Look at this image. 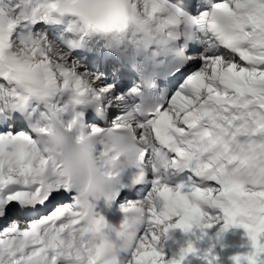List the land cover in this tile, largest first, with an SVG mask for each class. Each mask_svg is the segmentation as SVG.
Returning a JSON list of instances; mask_svg holds the SVG:
<instances>
[{
	"label": "snow or ice",
	"instance_id": "obj_1",
	"mask_svg": "<svg viewBox=\"0 0 264 264\" xmlns=\"http://www.w3.org/2000/svg\"><path fill=\"white\" fill-rule=\"evenodd\" d=\"M88 2L89 0H43L42 3L35 4V0H9L13 17H24L16 26L17 31L21 30V24L25 25V31L40 39L46 54L49 57L55 55L57 66L63 69V72L58 73L60 79L70 78L85 90L87 98L77 107H83V117L98 126L103 119H115L139 102L142 95L140 82L152 72L153 65L145 55L151 45H144L142 50L139 43L126 41V27L98 28L85 24L76 9ZM186 7L193 12L198 11L196 0H190ZM13 35L16 33L13 32ZM188 51L200 53L203 49L193 42ZM200 63L198 58L187 61L178 58L170 64L171 74L160 83L167 85L170 90L175 89L184 76ZM0 85L12 88V84L3 77H0ZM41 109H45V103L41 101L25 105L14 96H0V145L5 141H31L34 136L41 135L44 131L41 121L48 118ZM30 146L22 143L21 161L26 160ZM40 164L44 167L48 161L44 159ZM31 173L32 165L22 162L19 174L29 176ZM28 189L27 183L21 184L0 163V243H8V234L17 231L8 227L9 221L14 218L31 221L33 216L39 220L42 215L58 211V205L71 198L70 191L63 187L45 189L39 182H35L32 191ZM132 194L123 191L119 199L123 200ZM228 226V223L224 224V228ZM258 242V238L253 236L252 251L233 256V264H253V261L255 264H264V252H257L255 247ZM197 252L198 249L188 243L182 249L180 257L168 264H183L189 254ZM149 259L154 260L155 264H161L155 250ZM203 259L206 264H214L208 252L204 253ZM142 260L138 255L136 264H142Z\"/></svg>",
	"mask_w": 264,
	"mask_h": 264
},
{
	"label": "bare ground",
	"instance_id": "obj_2",
	"mask_svg": "<svg viewBox=\"0 0 264 264\" xmlns=\"http://www.w3.org/2000/svg\"><path fill=\"white\" fill-rule=\"evenodd\" d=\"M124 1L127 5L129 16H130V27H129L128 31L126 32V34L131 35V40L133 42L134 41L137 42V40L140 37H144L146 34H148L150 37L154 36L157 38L160 35V30H161V26H162L161 25V15L159 14V15L151 17V15L149 13L150 9L146 8L147 7L146 6L147 0H124ZM153 1L154 0H151V7H152ZM42 2H43V0H36L35 4H40ZM138 5H139V8H138ZM164 10H167V8L164 7ZM0 11H1V13H3V10H0ZM263 13H264V7L262 10H260V14L262 15ZM6 16H8V14ZM0 19H1V27L2 28L5 27V29H6V22L4 21V18L1 16V14H0ZM195 22H196V24L194 26V39L196 40V43L200 46V42L206 43L207 39H209V41L212 42V40H210V38H209V35L207 34V31L205 29V25H204V28H202V29L200 28L201 27L200 26L201 20L195 18ZM10 24H12V23L10 22ZM8 30H13V29H11V25H9V24H7V30L6 31L9 32ZM15 33H16V35L14 36L15 42L17 44L18 43L20 44V41L17 38L18 31H15ZM156 38L154 41L155 44H156ZM34 43L36 44L37 49L33 50L31 52L28 50L26 43H25L24 45L20 44L19 46L21 47V49H18L16 52H15V49H13L14 51L12 53H10L9 50H6V54H5V52L2 53V54L9 57L8 64L10 65V68H8L6 72H10L13 75H15V77H18V76H16V71L21 70L23 72V75L21 73H19L21 79H23L26 83H30V85L32 86V89L35 90L36 95L40 96V97L45 92L49 95H52L53 98H57V99L62 98L64 100H67L68 96H69V92L71 90H72V93H71L72 97L74 96V93L76 90L85 91L84 89H81L80 87H78L77 83L75 81L71 80L70 78L65 79V80H61L58 73L63 72V69H61L57 66L55 55H53L52 57H49L46 54L45 47H44V45L41 44L40 39L35 38ZM184 43L186 44L187 40H184ZM191 44H192V41L189 42L190 46H191ZM14 46L15 45H13L12 47H14ZM205 47H206V44H205ZM218 51H220L221 53H224L219 49V47L214 46V43H213V50L208 49V50H206L205 54L214 55ZM186 53H187L188 58L200 59L198 57V56H200V54L192 53L189 51H187ZM200 60L202 62V59H200ZM215 60H216L215 58L209 57L205 61L211 62L212 64H214V65H212V67L216 68V65L218 63H221V61L217 62ZM224 62H226V61L224 60ZM15 65H16V67H15ZM258 65L261 67H264V63L262 62V60L259 61ZM209 68H210L209 69V75L212 76L211 64H210ZM54 69H55V71H54ZM198 71H202L200 67L198 68V70H196L192 74H194ZM46 80H49V82L48 81L46 82ZM59 80L62 82L60 83ZM12 86H15L17 88L20 87L16 83H12ZM186 94L192 95L189 91L184 90V89H180L179 98L175 97L171 101L170 110L175 113L177 118H180V116L183 112L189 110L191 107H193L194 105L197 104V102L195 101L194 98L192 99V101H189V103L186 104V99L184 98ZM212 94L215 97H219V98L220 97H223V98L227 97L226 95H222L221 93H218L215 91H213ZM184 106H187V107H184ZM130 108L131 107H129L127 111L122 112L121 114L118 115V117L116 118V120H118L117 122H115L114 119L107 118L106 119L107 124L108 125H118V124L132 125L139 134L141 133V135H142L141 138L144 141H152L151 132H147V122L138 118L135 115L136 110L134 109V112H131ZM248 113L250 114L247 117L249 120V124H251V125L256 124L258 126L257 132L261 135L258 139L253 138L254 142L249 141L250 146L252 148V153H253V156H252L253 162L251 163L250 172L247 175H245L243 178L239 179L236 183H232L225 188V192L227 193L228 197H227V199H225L222 202L223 207L220 208L218 206L217 210H220L222 215L226 214V220L221 221L220 218H218L220 220H218L216 217L212 218L214 220L216 219L218 223L219 222L220 223L226 222L229 224V226L227 228H225L227 230V231L225 230V232L227 233L228 231H230L231 236H227V234H226V236H223V237H227L224 240L227 248H228V244H229L228 240L231 241L230 238H232V240L235 239L237 230L241 233L242 232H251V231H253L254 226L264 225V124H261V122H260V118H259L260 115L257 116V109L253 108ZM151 125H152V122H150V127H151ZM250 131H251V129L249 131H246V129H245V132H247L248 134L253 133ZM8 145H9V141H5L4 146L8 147ZM4 146H3V144L0 145V158H1V154H3L2 151H3ZM14 147H15V145L13 146V148ZM257 151L260 153L257 154L256 153ZM35 157H34V159H31L30 162H23V163H28V164L34 165L38 161L37 159H35ZM8 161H11V159H9ZM0 163H1V161H0ZM21 163L22 162H20V164H18L19 167L21 166ZM36 173L38 174V176L41 175V173L38 170L37 171L34 170V171H32V173L29 176H25V180H28V185L31 188L35 184V182H32L31 180L36 175ZM57 174L61 175V172L58 171ZM57 174L48 173L46 176H44V175L39 176V178H36V180L40 184L43 183L44 184L43 187L45 189H47V187H49L51 185L57 187V186H59V182L57 180ZM17 178H19V177H17ZM19 182L21 184L26 183V182H24L23 179H21ZM60 186L63 187L62 184ZM31 188H29V189L31 190ZM136 195H137L136 201L138 203H142L143 205H145V206L147 205L150 207L154 203L153 198L148 199V198L143 197V196H138V192L136 193ZM201 204H202V206L205 207L207 203L205 201L201 200ZM204 217H206V214H204ZM19 219H22V218H19ZM39 220L36 219V221L33 222V223H37L38 227L40 225V222H38ZM10 222L11 221H9L8 223L10 224ZM195 222H199L198 219H195ZM14 224H17V222H15ZM155 224H157V225H155ZM30 225L25 224V223L18 224V231H15L14 233H9L8 234V236L10 237L9 242L8 243H2V246H5L8 250L9 249L15 250V249L19 248V246H23L25 243H24V240L19 237L21 235L20 231H24V234H22V235L24 236V238H28L27 242L31 239V236H38L39 238H42L41 244L46 246V242L43 241V239L46 238V240L48 241V237L47 236L44 238L42 237V234H40V231H42V230H40L41 228L38 229V228L34 227L32 231L27 229V228H29ZM150 225H155L153 228L154 231L161 235V231L159 228L160 225L158 223H151ZM146 227H145V229H146ZM214 227L215 226H213L212 229H214ZM144 230H143V232H144ZM36 241L38 242V240H36ZM191 242H194V237L192 238ZM148 243H150L151 246L153 248H155L156 244H154L150 239H149ZM157 248L163 252L161 246L158 245ZM148 249H151V248H144V249L142 248L141 250H148ZM227 253L230 256V253L228 250H227ZM51 254L52 255L58 254L59 256H61V251L58 248H53L51 250ZM52 255L50 256V261L53 262V264H60L62 261L65 262L64 257H62V260H60V261H57V259L52 260V258H51ZM21 256H23V254ZM183 263L191 264L193 262L188 261V259L185 258ZM132 264H134V263H132Z\"/></svg>",
	"mask_w": 264,
	"mask_h": 264
},
{
	"label": "rangeland",
	"instance_id": "obj_3",
	"mask_svg": "<svg viewBox=\"0 0 264 264\" xmlns=\"http://www.w3.org/2000/svg\"><path fill=\"white\" fill-rule=\"evenodd\" d=\"M146 6H147L146 7L147 9H149L151 7V0H147ZM0 10H3V18H4V21L6 22V29H5V27L0 28L1 29L0 30V37L2 36L1 42L4 43V45H6V49H8L10 53H12L14 51L13 49H15V52H16L18 49H21V47L19 46L20 44L24 45L26 43V46L30 52L33 50H36L37 49L36 44L34 43L35 38L30 34V32L24 30V28L26 27L25 25L21 24L20 25L21 30L18 31V33H17V35H18L17 38L19 39L20 44L19 43L17 44L15 42V37L13 35V32L17 31L16 26L18 24H20V21L22 19H24V17H19V16L15 17V18L13 17V14L11 11V6L9 4V0H0ZM0 13H1V11H0ZM5 14L6 15L8 14V16H6ZM10 22L12 24H10ZM7 24L11 25V29H13V30H8L9 32H7L6 31L7 30ZM200 26H201L200 27L201 29L204 28V23L201 22ZM8 35H11L10 39L8 38ZM205 44H206V47H205ZM13 45H15V46L12 47ZM200 47L203 49V51L200 53H197V54H200V56H198V57L200 59H202V62L200 63L198 68L200 67L202 71H205L207 74H209L210 64H211V66L214 64H212L211 62H207L205 60L209 57H212V58L216 59L215 61L219 62L222 53L220 51H218L214 55L205 54L206 50H208V49L213 50V43L211 41H209V39H207L206 43L200 42ZM225 55H227L226 57H229V59L231 58V56L229 54L225 53ZM261 59H262V62L264 63V54L261 55ZM238 69L240 72L245 71L244 74L246 76H251V77L254 76L257 79L264 76L263 75L264 74V67H261V66L259 68H257L256 71H248L244 65L238 67ZM47 81L49 82V80H46V82ZM59 82L61 83L62 81L59 80ZM216 87H217V84H216V81L214 79L213 82H210V84L203 89V93L209 94V93L215 91ZM179 92H180L179 88L172 91V96L170 98V101L168 102L167 108L170 109V104H171V101L173 100V98H175V97L179 98ZM71 93H72V90L69 92L68 98L71 97ZM184 98L186 99V104H188L189 101H192L193 98L195 99L196 102H198L200 100V97H194L193 95H188V94H186ZM184 107H187V106H184ZM130 111L134 112V110L132 108H130ZM116 118L114 119L115 122L118 121V120H116ZM147 132H150V122L147 123ZM140 136H142L141 133H140ZM17 142L20 143L21 141H17ZM23 143H28V142H23ZM28 151H29L28 156H30L32 159H34L35 156H36L35 158H39V161L37 162L38 164H40V161L44 160V155L40 154L37 156V155H35L36 153L34 151H30V150H28ZM20 152H21V150H20ZM15 156H16V154H15ZM2 164H3L4 170L6 172L11 171L12 174H14L16 176V179L18 181L23 179L24 182H27L25 180V176H21L19 174L20 167L18 165L19 164L18 161L13 159L11 161H5ZM40 167H41V164H40ZM41 168H42L41 171H43V172L46 170L47 171L49 170L47 165L44 167H41ZM32 170H34L33 166H32ZM17 177H19V178H17ZM34 180H35V178H33L31 181L34 182ZM145 197L148 199L152 198L151 190L147 191ZM205 198H206V196L203 197V199H205ZM210 203L211 202H209V204ZM206 216L207 217L205 220L202 219L199 222L192 223L189 225V227L192 231V235L196 239V248L198 249V252L196 254L191 255L192 258H196V261H194L191 264H206V261L203 259V255L205 252L209 253L210 258H212L214 261V264H233V261L231 259L233 256L244 254L243 252L240 251L241 248L245 249L246 246L249 247V246L253 245L252 244V237L253 236L257 237L259 240L258 244L255 246L258 249V252H264V225L254 226V229L251 232H242L241 233L237 230L235 239L232 240V238H230L231 241L228 240L229 244H228V248H227L225 245V241H224L225 238H227V237H223V236H226V234H227V236H231V233H230V231H228L227 233L225 232L226 229L224 228V223H226V222H223V223L219 222L218 223L216 219L215 220L212 219V218L216 217L217 219L220 218L221 221L226 220V218L224 217V214L222 215L221 212H219V211H210V212H207ZM220 219H218V220H220ZM149 220L152 221L153 223L162 222L160 219H158L157 217H155L153 215H150ZM35 221H36V218H32L31 221L26 220V219L14 218L13 220H11L10 224L8 223V227L12 228V229H17V231H18V224L25 223V224L30 225ZM15 222H17V224H14ZM155 225H157V224H155ZM155 225H149L144 230V232L142 233L143 235H141V238H140L138 250H141L142 248L143 249L144 248H151L152 251L155 250L158 254H162V251H160V249L157 248L158 245L159 246H161V245L157 240L158 236H160V234L156 233L153 229ZM213 226H215L214 229H212ZM159 228H160V226H159ZM27 229H29V228H27ZM20 232H21V235L19 234L20 235L19 237L24 240V236L22 235V234H24V231H20ZM149 239L154 244H156L155 248H153L151 246V244L148 243ZM34 243L35 242L28 243L21 250V253L23 254V258L30 259L31 262L29 264H36L37 259H39V257H41L44 254V251H42V253H40L38 251V249L35 247ZM75 249L77 250L76 246L72 242H70L66 248V250L68 252L67 255L76 254L77 251ZM227 250L229 251L230 256L227 253ZM14 253L15 252L13 250H10V249L8 250L5 246H2V243H0V264H21V259H16L14 256ZM31 259H33V260H31ZM47 261L50 262V259H48L46 257H44V258L42 257L40 259L41 264H44V263L47 264ZM183 264H185V263H183Z\"/></svg>",
	"mask_w": 264,
	"mask_h": 264
},
{
	"label": "water",
	"instance_id": "obj_4",
	"mask_svg": "<svg viewBox=\"0 0 264 264\" xmlns=\"http://www.w3.org/2000/svg\"><path fill=\"white\" fill-rule=\"evenodd\" d=\"M76 11L86 24L98 28L116 26L130 27V16L124 0H89L87 4L78 6Z\"/></svg>",
	"mask_w": 264,
	"mask_h": 264
},
{
	"label": "trees",
	"instance_id": "obj_5",
	"mask_svg": "<svg viewBox=\"0 0 264 264\" xmlns=\"http://www.w3.org/2000/svg\"><path fill=\"white\" fill-rule=\"evenodd\" d=\"M256 246V245H255ZM254 247V245H252V246H246V248L244 249V248H241L240 249V251L241 252H243L244 254H247V253H249V252H251L252 251V248ZM257 249V248H256ZM257 252H258V249H257ZM243 254V255H244ZM254 255H255V253H253ZM253 264H255V262L253 261Z\"/></svg>",
	"mask_w": 264,
	"mask_h": 264
}]
</instances>
